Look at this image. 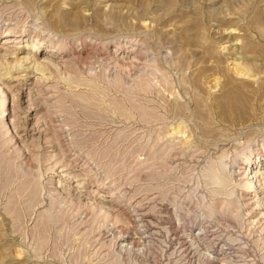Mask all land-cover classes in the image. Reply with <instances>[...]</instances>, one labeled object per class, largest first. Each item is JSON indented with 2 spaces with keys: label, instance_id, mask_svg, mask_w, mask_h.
<instances>
[{
  "label": "rangeland",
  "instance_id": "374dc122",
  "mask_svg": "<svg viewBox=\"0 0 264 264\" xmlns=\"http://www.w3.org/2000/svg\"><path fill=\"white\" fill-rule=\"evenodd\" d=\"M4 31L0 264H264V0H0Z\"/></svg>",
  "mask_w": 264,
  "mask_h": 264
},
{
  "label": "bare ground",
  "instance_id": "6f19581e",
  "mask_svg": "<svg viewBox=\"0 0 264 264\" xmlns=\"http://www.w3.org/2000/svg\"><path fill=\"white\" fill-rule=\"evenodd\" d=\"M10 32V31H9ZM1 35H3V39H0V42H1V45L2 46H5V47H10V45H9V43H11V42H21V41H23V39H24V34L22 33V32H19L18 33V35L17 36H15V39L14 40H11V41H8L7 40V38H8V36H10V34L8 33V31H4V32H1L0 33ZM26 35V34H25ZM26 40V39H25ZM13 45V44H12ZM65 45H67V44H65ZM53 49H55L56 51L55 52H57V50H59L60 49V47L58 48L57 46H55ZM50 50V49H49ZM14 51V50H13ZM52 50H50V52L48 51L47 53H46V58H49V59H47L49 62L48 63H50V64H54L55 65V67H57L58 66V64H57V61L55 62V59H56V54L55 53H53V52H51ZM57 53H59V54H62V52L61 51H58ZM76 53V52H75ZM45 54V53H44ZM77 56L76 57H70V55H62V57H61V59H62V63H63V68L65 67V68H67L71 63H72V59H75V60H77V62H78V60L80 59L81 60V57H80V54H76ZM66 56V58H64ZM47 63V64H48ZM59 63V62H58ZM53 65V66H54ZM11 68V67H10ZM71 69V68H70ZM73 69V68H72ZM64 70V69H63ZM67 71H69V69L67 70ZM75 71V70H74ZM93 73L94 72H90L89 74H91V75H93ZM67 74H69V73H67ZM98 74V73H97ZM90 75V76H91ZM120 75V74H119ZM140 76V75H139ZM150 76V75H149ZM65 77H66V73H65ZM48 78V77H47ZM83 77H81V78H78L77 80H75V82L77 83V82H79V84H85L86 86L88 85V86H90V88L92 87V88H96V80L94 79V78H90V77H84L83 79H82ZM126 78V77H125ZM137 78V77H136ZM70 79V78H69ZM120 79V78H119ZM118 79V80H119ZM142 79V78H141ZM141 79H139V80H141ZM1 80V79H0ZM36 80H38V79H36ZM110 80V79H109ZM126 80V79H125ZM121 81V80H120ZM3 82H1L0 81V87H2V89L1 90H3V93H4V95L3 96H5V95H8L9 96V93H8V90H7V88L2 84ZM110 83V82H109ZM136 83H137V81H136ZM139 83V82H138ZM232 83V82H231ZM78 84V83H77ZM78 84V85H79ZM96 84V85H95ZM116 84V83H115ZM118 84V83H117ZM228 84V83H227ZM230 84V83H229ZM107 85V84H106ZM124 85H126V84H124ZM134 85H135V83H134ZM139 85V84H138ZM166 85V84H165ZM100 86V85H99ZM118 86H120V85H118ZM136 86V85H135ZM124 87V86H123ZM140 87V86H139ZM145 87V86H144ZM109 88V87H108ZM108 88H106V89H108ZM126 88V87H125ZM137 89V88H136ZM135 89V90H136ZM95 90V89H94ZM134 90V91H135ZM138 90V89H137ZM91 91V90H90ZM93 91V90H92ZM104 92H105V90H103ZM229 92V91H228ZM18 93V92H17ZM81 93V92H80ZM88 93V92H87ZM102 93V92H101ZM140 94V93H139ZM65 95V94H64ZM79 95V94H78ZM96 95V94H95ZM103 95V94H102ZM76 96V95H75ZM80 96H81V98H82V100L83 99H85V98H92V97H94V95H92L91 93H88L87 95H86V93L83 95V96H85V97H83L81 94H80ZM106 96H108L107 94L105 95V97ZM135 97V96H134ZM232 97V96H231ZM70 98V97H69ZM128 98V97H127ZM137 98V97H136ZM95 99H97V98H95ZM95 99H93V100H95ZM110 99V98H109ZM233 99V98H232ZM86 100V99H85ZM107 100V99H106ZM8 101V100H7ZM7 101H6V99L5 98H3V99H1L0 100V131H2V132H4V133H11V132H14V131H12L13 130V128H14V123L15 122H13V128H12V122H11V120H9V118H8V114H9V107H8V104H7ZM87 101V100H86ZM232 101V100H231ZM75 102H76V100H75ZM77 102H80V101H78L77 100ZM174 102V101H173ZM222 102H224V101H222ZM228 102V101H227ZM236 102V101H235ZM234 102V103H235ZM175 103V102H174ZM15 104V103H14ZM78 104V103H77ZM196 104V103H195ZM200 104V103H199ZM228 104V103H227ZM80 105V104H79ZM81 105H84V104H81ZM183 105V104H182ZM198 105V104H197ZM224 105V104H223ZM232 105H233V103H232ZM231 105V106H232ZM235 105V104H234ZM234 105H233V107H234ZM1 106H3V108H1ZM75 106V105H74ZM174 106V105H173ZM201 106V105H200ZM77 107V106H76ZM222 107V106H221ZM182 109V108H181ZM234 110H236L235 108H233ZM232 109V110H233ZM238 109V108H237ZM199 110V109H198ZM197 110V111H198ZM50 111V110H49ZM127 111V110H126ZM224 111H226V110H224ZM241 111V110H240ZM2 112V113H1ZM73 112V111H72ZM130 112V111H129ZM128 112V113H129ZM6 113V114H5ZM123 114V113H122ZM200 114H201V112H200ZM225 114V113H224ZM240 114V113H239ZM237 115V114H236ZM5 116H6V118H5ZM159 116H160V114H159ZM202 116H204V115H202ZM225 117V116H224ZM236 117H238V116H236ZM205 118V117H204ZM198 119V118H197ZM238 119V118H237ZM162 120V119H161ZM236 120V119H235ZM163 121V120H162ZM20 124V123H19ZM22 124V123H21ZM17 126H18V124H17ZM16 127V126H15ZM20 127V126H19ZM19 127H17V128H19ZM204 129V128H203ZM15 131H16V129H15ZM163 132V131H162ZM11 134H13V133H11ZM163 134V133H162ZM208 135V134H207ZM251 135V134H250ZM13 136H14V134H13ZM204 136V135H203ZM215 136V135H214ZM210 137V136H209ZM171 142V141H170ZM168 143V142H167ZM190 144V143H189ZM247 146V145H246ZM247 149V148H246ZM250 151V150H249ZM248 154V153H247ZM219 156V155H218ZM249 160V159H248ZM213 164V163H212ZM228 164V163H227ZM262 165H264V163H262ZM219 166H220V168L218 167V166H216V165H210V167H209V169L206 171V173H205V175L207 176V177H209V178H211V181L213 182V183H216V184H219V185H226V184H229L230 183V177H229V174H227L226 172H227V166H226V164H225V161L223 160V158H221V160H220V164H219ZM229 166V165H228ZM248 166H250V164L248 165ZM251 166H252V164H251ZM233 167V166H232ZM230 168V167H229ZM220 169V170H219ZM231 169V168H230ZM229 169V170H230ZM249 170H250V178H245L246 180H245V186H252V187H254V186H257V185H255V184H257V183H259L260 181V179H259V177L257 176H255L256 175V170L254 171V170H252V167L251 168H249ZM224 171H225V173H224ZM246 171H248V170H246ZM69 171H67V173H68ZM229 172V171H228ZM230 173H231V171H230ZM239 173V172H238ZM242 173V172H241ZM243 174V173H242ZM248 174V173H247ZM232 179L234 180V178H233V176H232ZM237 181V180H236ZM234 182V181H233ZM28 185H29V183H28ZM259 186V185H258ZM260 186H261V184H260ZM259 186V188H261ZM19 187V186H18ZM22 187V186H21ZM19 189V188H18ZM17 189V190H18ZM24 189V188H23ZM22 189V190H23ZM16 192V191H15ZM20 192H21V194H22V191L20 190ZM213 192H215V193H219V194H221V193H224V194H227V195H231L233 192H234V189H232V190H230V191H224V190H222V189H213ZM19 194V193H18ZM239 195V194H238ZM246 195V194H245ZM238 199V198H237ZM231 201V200H230ZM245 202V201H244ZM243 202V203H244ZM234 203V202H233ZM258 203V202H257ZM241 204H242V202H241ZM240 204V206H239V208H241V209H243V205H241ZM256 205V204H255ZM206 206V205H205ZM208 206V205H207ZM257 206V205H256ZM255 206V207H256ZM261 206H263V205H261ZM208 207H210L209 209H210V211L212 210H214L215 211V208H216V206H214L213 204H211V202H210V204H209V206ZM253 207V206H252ZM259 207V206H258ZM207 208V207H206ZM245 208V207H244ZM259 208H261V207H259ZM258 209V208H257ZM262 210H264V208H262L261 209V211ZM243 211V210H242ZM245 211V210H244ZM253 211V210H252ZM258 211V210H257ZM254 212H255V210H254ZM244 213V212H243ZM253 213V212H252ZM256 214V213H255ZM254 214V217L257 215H255ZM248 216H250V215H248ZM248 219V218H247ZM250 220V219H249ZM183 240V239H182Z\"/></svg>",
  "mask_w": 264,
  "mask_h": 264
}]
</instances>
